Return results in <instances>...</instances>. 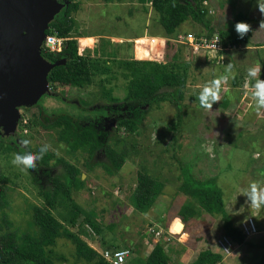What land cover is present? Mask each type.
<instances>
[{"label":"rangeland","instance_id":"rangeland-1","mask_svg":"<svg viewBox=\"0 0 264 264\" xmlns=\"http://www.w3.org/2000/svg\"><path fill=\"white\" fill-rule=\"evenodd\" d=\"M90 1L92 6L85 12L81 9V13L78 15L83 20L82 28L87 33H106L113 36H124L126 39H132L139 32L144 33L145 19L141 15L144 7L139 4L138 0H125L123 5L118 2ZM155 1L153 3L152 0H145V3L149 6L150 3L152 5H170L180 0H169L167 3ZM242 1V11H239L240 5H237L234 0H207L205 8L214 27L213 34H218L224 29L235 31V17L237 14L245 13L246 18L241 22L250 24L253 29V32L246 36L249 40L246 45H249V42L252 44V41H257L258 38L255 36L264 30L261 32L254 21L255 15H253L250 0ZM133 6L137 7L139 15H134L133 20H130L129 13ZM51 9L54 15L59 12L52 3ZM151 13L150 26L146 31L147 36L153 31H157L156 27L159 26L153 11ZM261 19H264V16ZM129 20L133 23H130ZM186 34L197 38L207 37L206 31L200 26L189 22L183 23L174 35L166 37L163 33L164 42L159 43V48L163 45V48L160 49L162 50L161 58H156L149 50L146 56L140 51H135V53L134 42L127 43L124 46L126 48H122L123 50H117L119 47L101 41L102 47L110 52V56L104 60L108 70L105 74L95 75L90 86L84 88L65 86L52 89L47 84L44 85V91L57 100L47 99L45 102L47 107L70 110L73 115H75V110L103 109L105 112H110L120 105H132L125 100L126 87L131 82V74L125 71L126 68H129L132 73L133 70H136L137 64L141 63L142 70H149L151 64L153 67L154 64L168 63L165 56L167 50L170 54L179 53L183 62L177 63L186 69L188 75L183 91L180 125L176 124L177 111L172 104L167 102L155 104L148 111L143 125L136 134L129 135L124 130L118 134L117 139L121 143L115 148L118 151L125 148L127 158L119 173L109 180L98 174L93 175L85 172L82 169V159L64 156V147L57 142L55 131L38 127L34 123L37 105L34 103L30 107L32 110H28L27 105H30L32 101L29 99V92L24 87L0 98V171L6 179L0 185L4 193L5 214V222H2L0 213V235L12 231L17 235L35 236L38 230L33 223L32 207L44 205V200L33 184L31 176L23 168L12 164L15 153L10 149L8 140V133L12 130L21 140L31 142L27 145L29 148L37 151L43 144H50L59 154L51 150L49 153L56 158L66 159L81 170L78 184L72 194L79 211L74 213L66 204V207L54 205L51 208V213L70 230L81 234L82 239L89 241L96 249L128 250L131 253L133 251L142 253L152 246L145 233L146 225L151 224L159 226V229L156 228V230L161 231V234L155 238L158 239L157 242L169 245L166 253L171 257L174 252L169 251V248L178 243L177 235L180 233L173 229L178 220L172 227L173 232L177 233L175 237H170L169 231L168 235L163 229L160 230V227L167 225L171 227L174 218H178V214L190 216V200L188 201L187 197L178 193L179 177L183 171L194 174L196 177L200 176L197 177L199 180L216 179L214 177L216 175L220 177V183L227 187H229L230 181L246 184L251 182L253 176L256 178V174L249 172L233 174L231 167L233 156L228 158L226 157L227 152L221 155L218 151V146L223 148L228 145L224 138L225 127H223V124L226 123L223 117L227 115L223 113L220 117L217 112L219 108L215 107L217 104H214L212 110L209 111L201 108L198 101L199 92L206 84L218 76L227 75L226 66L228 64L249 65L252 63V58L249 57V59L246 56L248 53L254 55V51H243L238 48L226 50L223 53L200 50L193 52L188 46L176 42L177 36ZM251 36L253 37L250 41ZM261 38H264V35L259 37V39ZM249 46L241 48L245 50ZM117 52L118 55L120 54L119 59L114 56ZM138 59H142V61L137 62ZM146 78L148 79V76ZM231 81V76H229L227 85H230ZM227 92L222 91L220 101L225 99L223 95ZM238 92L237 90L231 91L235 103H239L240 100ZM262 114L264 115V112ZM224 158H227L228 161L222 164L220 160ZM250 161L248 159V164H251ZM139 171H145L155 181L156 187L161 189V193L152 206L136 210L131 202ZM261 172L264 182V168L261 169ZM261 186L264 187V183ZM260 213L261 215L254 221L260 225V219H262V227H264V209ZM85 217H89L101 228L100 233L97 234L90 230L86 225ZM110 226L113 228L109 230ZM52 257L54 264H88L76 258L72 244L66 239L56 241V245L52 248ZM261 262L262 259L257 261V263Z\"/></svg>","mask_w":264,"mask_h":264},{"label":"trees","instance_id":"trees-1","mask_svg":"<svg viewBox=\"0 0 264 264\" xmlns=\"http://www.w3.org/2000/svg\"><path fill=\"white\" fill-rule=\"evenodd\" d=\"M103 1L121 3L125 0ZM154 1L152 0L153 3L156 2ZM158 1L169 2V0ZM203 1L180 0L170 5L155 4L152 5V11L166 37L177 33L179 27L186 22L200 26L206 31V36L211 37L214 27L208 17L207 9L202 6ZM55 2L61 8L49 22L48 29L67 40L60 53L41 52L44 60L52 66L46 75V84L52 89L65 86L74 88L90 86L95 75L105 74L108 70L105 67L106 62L99 63L78 52L80 43L72 35L75 25L74 15L79 9L78 3L74 0H55ZM138 2L144 4L145 0H138ZM245 18L244 15L237 14L235 22H241ZM46 32L50 31L46 30ZM218 37L223 49H238L248 43L246 36L241 39L232 29L221 30ZM220 52L223 53L224 50ZM165 56L168 63L154 64L153 67L151 64L149 70H142L141 63L137 64L135 71L140 70L142 74L138 78V75L132 72L130 76L133 79L125 91V100L132 105H120L110 112H105L103 109L75 110V115H73L70 110L45 106L47 99L57 100L44 92L36 101L37 110L34 115V123L38 127L55 131L57 142L64 147V156L82 159V169L85 172L93 175L98 174L106 180L113 178L119 173L127 158L125 148L121 151L115 148L121 143L117 136L122 130L129 135L136 134L143 125L148 111L155 104L162 102L174 106L177 111L176 124L179 126L181 123L183 91L188 75L186 69L177 63L183 62L179 53L170 54L167 50ZM225 101H222V108L226 107L224 106ZM31 105L34 104L27 105L28 110H32L30 109ZM8 136L10 149L15 154L22 150L38 153L39 150L35 151L28 146L26 149H22L20 144L22 140L13 130L8 133ZM25 171L31 176L33 184L44 200L42 207H32L33 223L38 232L35 236L17 235L12 231L0 235V264H54L52 248L58 239L68 240L79 260L88 264H109L78 233L70 230L51 213V208L54 205L66 207V204L74 213L79 211L72 194L78 184L81 170L66 159L56 158L48 152L42 160L38 161L36 170ZM193 176L191 173L183 171L179 177L180 184L178 186V193L187 197L188 201L190 200V215L196 213L197 210L220 216L225 237L236 245L243 244L245 236L232 225L229 215L224 209L222 191L216 179L203 181ZM5 180L0 171V185ZM160 193L161 189L156 187L155 181L145 171H139L131 203L136 210L150 207L155 203ZM0 213L2 222H5L4 193L1 188ZM177 217L183 224L190 219V216L186 214H178ZM85 219L90 230L97 234L100 233L101 228L96 223L89 217H85ZM111 228L113 226L108 227L109 230ZM184 229L182 232H185ZM164 246L163 243L157 242L150 253L143 257L144 263L171 264V259ZM133 253L141 257L143 252L133 251ZM221 260L220 254L206 250L200 252L197 258L189 264H218Z\"/></svg>","mask_w":264,"mask_h":264},{"label":"crops","instance_id":"crops-1","mask_svg":"<svg viewBox=\"0 0 264 264\" xmlns=\"http://www.w3.org/2000/svg\"><path fill=\"white\" fill-rule=\"evenodd\" d=\"M74 1L78 3L79 9L74 15L75 25L72 35L75 36L80 43L79 54L88 56V58L91 60L104 61L108 58V56H110V52H107L102 47L101 41L108 42L114 47H119L117 50H123L122 48H126L124 46H126L127 43L134 42V52H143L144 56L148 54V50L143 45L139 44L142 40V42H144V40L148 37H155L160 40L159 43L164 42L163 31L160 26L156 27L158 29L157 31H153V33L149 34L148 36L146 35L147 28L150 26L149 18L152 14V7L150 6H152V3H150V6L147 3H139L140 5H142V7H144L141 14L145 19L143 30L144 33L139 32L132 39H126L124 38V36H113L106 33H87L85 29L82 28L83 20H81L78 15L81 13V9H83V12H85L87 8L91 7L92 2L90 0ZM102 1L103 0H101V2ZM234 1L237 5H240L239 11H242L243 1ZM125 2L126 1L121 2L120 4L123 5L122 3L125 4ZM250 2L252 3L251 9L252 12H254L253 15H255L256 19H254V21L259 28V23L262 20L261 17L263 16H261V13L258 11L255 0H250ZM130 13V20H133V18L135 17L134 15H139L137 7L135 6H133V9H131ZM241 14L244 15L245 13L242 12ZM130 23H133V21ZM154 23L157 24L156 22ZM260 31L262 32V30ZM263 35L264 32H262L261 34L257 33V35L255 36L258 38L257 41H252V44H250L249 42L250 46L246 45L249 47H247L245 50L244 48L246 46L239 49H242L243 51H254V55L248 53L246 57L252 58V63L249 64L251 65L250 67L256 65H259L261 67V75L258 78H261L262 80H264V38L259 39V37ZM252 37L253 36L250 37V41ZM141 47H143L144 49H142ZM226 50H231V48ZM114 56L119 59L120 54L118 55L117 52ZM231 64L233 65V63ZM249 65L245 64L236 66V63H234L233 72L236 73V80L231 78V84L224 86L223 89L225 91H228L223 95V98L225 99H222V101L226 100L224 105L226 107H221L222 101L217 103L215 107L218 106L219 110H217V112H219L220 117L223 113L227 115L223 117L224 122H226L225 124H223V127H225L224 138L228 145H225L223 148L222 146H218V151H220L221 155L224 152H227L226 157L228 158L230 156H233L234 159L231 161L233 174H242L244 172L256 174V178H254V176L252 177L251 182H253L263 180V173L261 172V169L264 168V115L262 114V112L259 114L256 112L255 101L252 100L251 97V88L256 81L254 79L250 80L247 77V70L249 68ZM127 70H129V68H126L125 71ZM227 75L231 76V73L227 72ZM234 90L239 91V103H235L233 100L231 91ZM235 101L237 100L235 99ZM228 110H230L231 112L228 113ZM248 159L251 160V164H248ZM225 161H228V159L224 158L220 160L222 164H224ZM214 177L217 179L216 182L222 191L224 209L229 215L232 225L240 231L241 224L248 219H252L256 231L254 234L245 237V242L243 244L236 245L225 237L220 216H214L196 210V213L190 215V219L187 220L186 223H182L185 227V229L183 228L185 232H182V230L180 233H178V243L175 246L169 248V251L171 250L174 252V254H171L170 257L171 264L192 263L197 258L200 252L206 250L220 254L222 256V260L218 264H264V227H262L263 220L260 219V225L256 224L254 221L256 217H259L261 215L260 212L263 209L251 210L246 205L245 191L247 190L248 185L251 182H247L246 184L240 182L241 184H239L230 181L228 184L229 187H227L226 185H222L220 183V177H217L216 175ZM225 177L227 178L226 175ZM203 181H205V179H203ZM176 220L180 219L174 218V222L171 224V227L168 225L165 227L163 225L164 227L161 226L160 230L163 229V231L167 234L170 228L171 231H173L172 227ZM146 226L147 229H145V233L150 239V243L152 244V246L146 249L142 253L141 257L129 251V254L127 255V264H145L143 257L147 256L150 253L152 247L157 243L158 239L155 238L154 232L157 231L156 228H158L159 226L151 224H147ZM169 236L171 237V235ZM80 237L82 238L81 234ZM183 237H185V239H183ZM83 240L85 239L83 238ZM85 242L92 249H95L93 244H91L89 241L85 240ZM163 244L165 245L164 247L166 250L169 245H166L165 243ZM166 252L168 251L166 250ZM260 259H262V262L257 263V261Z\"/></svg>","mask_w":264,"mask_h":264},{"label":"water","instance_id":"water-1","mask_svg":"<svg viewBox=\"0 0 264 264\" xmlns=\"http://www.w3.org/2000/svg\"><path fill=\"white\" fill-rule=\"evenodd\" d=\"M51 3L60 10L55 0H0V98L24 87L34 104L45 92L46 75L52 66L41 56L39 47L56 15ZM183 228L180 220L173 227L179 232Z\"/></svg>","mask_w":264,"mask_h":264},{"label":"clouds","instance_id":"clouds-1","mask_svg":"<svg viewBox=\"0 0 264 264\" xmlns=\"http://www.w3.org/2000/svg\"><path fill=\"white\" fill-rule=\"evenodd\" d=\"M258 11L264 16V0H255ZM259 30H264V19L259 23ZM258 30V31H259ZM235 31L238 36L243 39L250 32H253L252 26L246 22H237L235 24ZM234 66L230 63L226 66V72L231 73V78L235 79L236 73L233 72ZM206 70V69H205ZM261 67L259 65L249 67L247 70V77L256 82L251 88V97L255 101V110L259 114L264 112V80L260 77ZM229 76L221 75L216 79L206 84L199 92L198 101L201 108L211 111L214 104H217L221 100V94L224 86L228 84ZM247 86V85H246ZM31 142L29 140L20 141L21 148L26 149V146ZM54 151L59 154L57 150L53 149L50 144H43L38 153L22 150L14 155L12 164L17 167H22L25 170H36L38 167V161L42 160L44 155L49 151ZM262 181H253L248 185L245 191L246 205L251 210L264 209V187L261 184Z\"/></svg>","mask_w":264,"mask_h":264},{"label":"built area","instance_id":"built-area-1","mask_svg":"<svg viewBox=\"0 0 264 264\" xmlns=\"http://www.w3.org/2000/svg\"><path fill=\"white\" fill-rule=\"evenodd\" d=\"M202 6H207V0L202 2ZM50 32L44 33L43 40L40 44V52H52V53H60L65 41L67 40L64 37H59L56 32L48 29ZM143 41V40H142ZM140 42L139 44L143 45L147 50L152 51L153 55L156 58H161V47L159 48V41L158 38L155 37H148L144 40V42ZM176 42L188 46L193 52L197 51H204L210 53H217L222 50H226L229 48L223 49L221 46V40L218 37V34H213L211 37H200L196 38L193 35H179L177 36ZM80 53V49L78 51ZM142 59H138L137 62H141ZM139 64V63H138ZM128 74H131V70L126 71ZM138 75L140 78V74L142 71L137 70L133 71ZM131 76V80H132ZM241 233L248 237L255 233L256 228L252 219H248L247 221L243 222L240 227ZM161 231L154 232V236H160ZM169 234L171 236L177 235L175 232L169 230ZM102 259H104L109 264H126L127 263V255L129 254L128 250H106V249H93Z\"/></svg>","mask_w":264,"mask_h":264}]
</instances>
